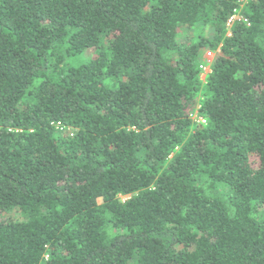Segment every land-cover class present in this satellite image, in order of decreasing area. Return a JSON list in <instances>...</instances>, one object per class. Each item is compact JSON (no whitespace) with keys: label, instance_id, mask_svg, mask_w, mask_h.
Masks as SVG:
<instances>
[{"label":"trees","instance_id":"16d2710c","mask_svg":"<svg viewBox=\"0 0 264 264\" xmlns=\"http://www.w3.org/2000/svg\"><path fill=\"white\" fill-rule=\"evenodd\" d=\"M0 264H264V0H0Z\"/></svg>","mask_w":264,"mask_h":264},{"label":"rangeland","instance_id":"374dc122","mask_svg":"<svg viewBox=\"0 0 264 264\" xmlns=\"http://www.w3.org/2000/svg\"><path fill=\"white\" fill-rule=\"evenodd\" d=\"M239 18H240V15L238 13H235V15H233V18H232V20L228 26H230L235 19L237 20ZM215 52L216 51H209V50H201V52H200L201 62L199 63L198 67L200 68L199 78L201 81H204L206 74L210 70L209 64H211V61L215 55ZM92 54H93L92 49L87 48L83 52H81L77 55H73V56L68 57L66 61L68 64L77 65L79 63H82V62L88 60L92 56ZM203 67H206L207 71H203Z\"/></svg>","mask_w":264,"mask_h":264},{"label":"built area","instance_id":"2783aa9c","mask_svg":"<svg viewBox=\"0 0 264 264\" xmlns=\"http://www.w3.org/2000/svg\"><path fill=\"white\" fill-rule=\"evenodd\" d=\"M233 16L229 19L228 24H230L231 20H232ZM203 71H207L206 67H203ZM194 115V116H193ZM192 118L199 123H205V119H203L202 117H199L196 113H194Z\"/></svg>","mask_w":264,"mask_h":264},{"label":"clouds","instance_id":"9594fccd","mask_svg":"<svg viewBox=\"0 0 264 264\" xmlns=\"http://www.w3.org/2000/svg\"><path fill=\"white\" fill-rule=\"evenodd\" d=\"M192 117V116H191Z\"/></svg>","mask_w":264,"mask_h":264}]
</instances>
